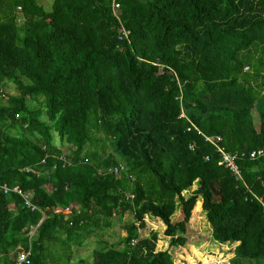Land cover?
<instances>
[{
  "label": "trees",
  "instance_id": "trees-1",
  "mask_svg": "<svg viewBox=\"0 0 264 264\" xmlns=\"http://www.w3.org/2000/svg\"><path fill=\"white\" fill-rule=\"evenodd\" d=\"M204 137L245 155L238 179ZM263 209L264 0H0V264H70L90 237L92 264H177L139 231L184 247L191 212L230 264H264Z\"/></svg>",
  "mask_w": 264,
  "mask_h": 264
},
{
  "label": "rangeland",
  "instance_id": "rangeland-1",
  "mask_svg": "<svg viewBox=\"0 0 264 264\" xmlns=\"http://www.w3.org/2000/svg\"><path fill=\"white\" fill-rule=\"evenodd\" d=\"M39 4L42 5L46 12L50 11L51 5L54 0H37ZM18 22H22V18L18 16ZM7 93L15 94L14 88L11 84H7L5 88ZM32 106L38 107L37 105L31 103ZM253 118L256 126L258 125V114L254 110ZM201 209V200H200ZM202 211V209H201ZM203 214V213H202ZM202 214L198 215L199 218ZM194 213L191 212V218L188 222L187 232L185 236L187 237V242L184 247H172L169 248V238L164 236L165 226L163 223L154 217L146 215L144 217L145 228L139 231L141 238H148L150 232H156L158 235V240L155 245V251H165L168 250L177 264H222L220 261L224 260L225 264H230L229 261L232 258V248L230 245H226L223 249L220 247V251L215 247L212 250L210 242V226L202 219H197ZM204 217V216H203ZM179 218V211H176L171 219L175 221ZM205 219V217H204ZM133 216L131 213H125L120 218H114L112 227L105 232V240L111 245H115L117 248L122 249L123 239L126 237V232L123 230V226L132 222ZM207 223V224H206ZM98 242L96 239L90 237L85 240L82 246L74 247L73 254L70 264H92L93 262V250L98 247ZM204 247V251L202 250ZM193 249L199 250V253L195 254ZM201 251V252H200ZM53 254L50 253V255ZM223 255V257H222ZM195 260H197L195 262ZM53 260L49 259L48 264H53ZM247 264H252L246 261Z\"/></svg>",
  "mask_w": 264,
  "mask_h": 264
},
{
  "label": "built area",
  "instance_id": "built-area-1",
  "mask_svg": "<svg viewBox=\"0 0 264 264\" xmlns=\"http://www.w3.org/2000/svg\"><path fill=\"white\" fill-rule=\"evenodd\" d=\"M118 8H119L118 5H114V10H116ZM18 9H20V8H18ZM119 33H120L119 38L127 37V35H128V32L124 28H122ZM182 117H184L183 112L180 115V118H182ZM189 130L190 129H188V131ZM197 133L200 134L199 131H197ZM204 141L206 143L214 145L217 153H219V155H220V161H221V164L223 165V167L225 169H228L230 171V173L232 174V176H234L236 179H238L240 169H239L237 161L240 158L245 157V155L244 154H240V155L229 154V153L222 151V149L218 146L219 142L221 141L220 137H204ZM261 155H262V151L252 152L249 154V158L254 159L256 156H261ZM62 161L64 162V164L66 163L64 158H62ZM123 170H124V167L119 166V167H114V168L110 169L109 172L115 176H119ZM4 192L5 193L14 192L17 195H20L24 199V201L26 202V204L28 206L30 205L29 204V200H30L29 195H27L25 193H21L17 188H14L13 190L4 189ZM258 201L262 202V199L259 198ZM32 210H34V208H32ZM64 213L70 214L71 211H70V209H66V210H64ZM263 213H264V209H263ZM34 233H35V228L30 227L29 232L27 234L29 239H31L34 236ZM135 243H136V241H132V245H134ZM30 256H31L30 250H24L22 247H18L17 248V255L15 257L14 264H29L30 263Z\"/></svg>",
  "mask_w": 264,
  "mask_h": 264
}]
</instances>
